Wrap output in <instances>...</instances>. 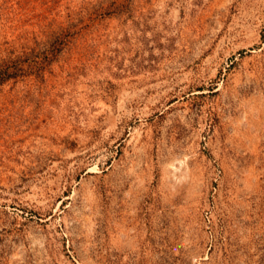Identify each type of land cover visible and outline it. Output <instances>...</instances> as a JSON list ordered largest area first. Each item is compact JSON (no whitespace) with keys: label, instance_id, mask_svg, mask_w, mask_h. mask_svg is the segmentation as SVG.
I'll return each mask as SVG.
<instances>
[{"label":"rangeland","instance_id":"1","mask_svg":"<svg viewBox=\"0 0 264 264\" xmlns=\"http://www.w3.org/2000/svg\"><path fill=\"white\" fill-rule=\"evenodd\" d=\"M13 60L0 264H264V0H0Z\"/></svg>","mask_w":264,"mask_h":264},{"label":"trees","instance_id":"2","mask_svg":"<svg viewBox=\"0 0 264 264\" xmlns=\"http://www.w3.org/2000/svg\"><path fill=\"white\" fill-rule=\"evenodd\" d=\"M17 60L10 61L6 66H0V85L10 78H16L22 73L24 67Z\"/></svg>","mask_w":264,"mask_h":264},{"label":"bare ground","instance_id":"3","mask_svg":"<svg viewBox=\"0 0 264 264\" xmlns=\"http://www.w3.org/2000/svg\"><path fill=\"white\" fill-rule=\"evenodd\" d=\"M253 153V152H252Z\"/></svg>","mask_w":264,"mask_h":264}]
</instances>
